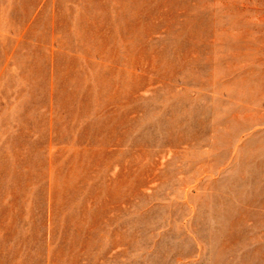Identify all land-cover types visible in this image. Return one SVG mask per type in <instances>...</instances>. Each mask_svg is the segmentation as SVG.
<instances>
[{"label":"rangeland","instance_id":"obj_1","mask_svg":"<svg viewBox=\"0 0 264 264\" xmlns=\"http://www.w3.org/2000/svg\"><path fill=\"white\" fill-rule=\"evenodd\" d=\"M0 264H264V0H0Z\"/></svg>","mask_w":264,"mask_h":264}]
</instances>
